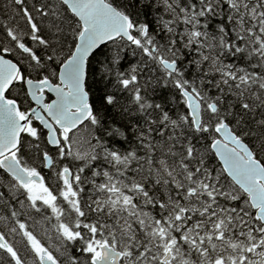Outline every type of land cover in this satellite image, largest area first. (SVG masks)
Listing matches in <instances>:
<instances>
[{"label":"snow or ice","instance_id":"obj_1","mask_svg":"<svg viewBox=\"0 0 264 264\" xmlns=\"http://www.w3.org/2000/svg\"><path fill=\"white\" fill-rule=\"evenodd\" d=\"M0 264H264V0H3Z\"/></svg>","mask_w":264,"mask_h":264},{"label":"trees","instance_id":"obj_2","mask_svg":"<svg viewBox=\"0 0 264 264\" xmlns=\"http://www.w3.org/2000/svg\"><path fill=\"white\" fill-rule=\"evenodd\" d=\"M3 3V0H0V4H2ZM38 218V217H37Z\"/></svg>","mask_w":264,"mask_h":264}]
</instances>
